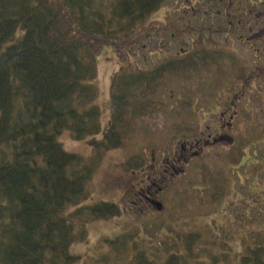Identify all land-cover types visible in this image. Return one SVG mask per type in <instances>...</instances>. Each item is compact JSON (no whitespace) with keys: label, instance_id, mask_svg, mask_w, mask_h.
Masks as SVG:
<instances>
[{"label":"rangeland","instance_id":"obj_1","mask_svg":"<svg viewBox=\"0 0 264 264\" xmlns=\"http://www.w3.org/2000/svg\"><path fill=\"white\" fill-rule=\"evenodd\" d=\"M153 18L168 28L153 30L149 40L129 52L109 48L97 55L94 86L103 131L112 116L114 78L151 74L197 50H204L209 61L218 62L202 68L203 61L198 59L195 71H169L155 91H143L144 112L128 110L129 130L122 136L123 145L98 158L89 186L91 197L86 201L88 205L115 203L120 214L86 223L87 238L75 244L71 253L79 257L77 264H96L102 258L106 264H139L134 244L117 254L104 243L123 241L125 236L136 233L145 236L147 229L152 239L155 225L151 224L157 222L163 224V230L151 246L155 245L161 255H147L149 264H162L164 241L181 238L185 233L202 235L201 244L191 251L193 257L199 253L198 258L210 263L241 264L246 248L261 242L260 235L264 237V87L259 88V82L264 81V39H260L261 33L257 35L264 27V0H171ZM251 33L253 39L247 40ZM248 72L260 77L246 87L235 110L242 113L245 107L251 108L255 128L238 114L233 146H208V152L196 156L197 144L200 141L202 146L201 141L215 127L213 116L224 113L228 118V108L234 105L226 103L233 91H238L234 87L237 80L249 77ZM102 135L94 141L103 142ZM59 141L70 154L96 158L95 147L88 141L75 140L68 132ZM239 145V158L246 153L241 166L234 165L237 159L231 157ZM180 147L186 149L187 158L176 165L180 172L172 179L155 178L151 185L156 186L155 190L161 187L154 198L162 205L161 211L145 202L139 203L141 207L136 205L138 193L146 189L149 177L153 173L167 174L164 159L171 162ZM137 157L143 159V169L140 166L127 170L126 164H132ZM152 220L156 221L150 223ZM178 242L180 254L187 255L182 240Z\"/></svg>","mask_w":264,"mask_h":264},{"label":"trees","instance_id":"obj_2","mask_svg":"<svg viewBox=\"0 0 264 264\" xmlns=\"http://www.w3.org/2000/svg\"><path fill=\"white\" fill-rule=\"evenodd\" d=\"M167 1L0 0V264L79 263L71 249L86 240L85 224L120 214L115 203L86 201L98 158L123 145L130 109L144 112L143 91H155L169 71H195L198 59L202 68L216 64L197 50L151 74L119 75L111 85L112 116L103 131L94 86L97 55L109 48L129 52L149 40L153 30L167 29L153 18ZM65 132L93 145L96 158L66 152L59 141ZM101 134L104 141H94ZM136 159L127 170L143 169V159ZM164 162L172 171L170 160ZM149 178L138 193V206L158 196L161 187L151 186L154 178L168 175ZM151 225L152 239L146 228L145 236L136 233L104 244L117 254L134 244L139 264H149L147 255H161L151 244L163 230L161 223ZM180 237L164 241L162 264H215L191 254L201 244L200 233ZM260 237L246 248L241 264H264ZM180 239L187 255L179 252ZM106 262L102 258L96 264Z\"/></svg>","mask_w":264,"mask_h":264},{"label":"flooded vegetation","instance_id":"obj_3","mask_svg":"<svg viewBox=\"0 0 264 264\" xmlns=\"http://www.w3.org/2000/svg\"><path fill=\"white\" fill-rule=\"evenodd\" d=\"M261 31H262V37L260 39H264V27H261L260 30H258L257 34ZM250 35H254V33H251ZM248 75L250 79L247 80V78H249L247 77L245 79L237 80L239 83L234 85V87H238V91L234 90L231 100L228 103H226V106L229 103H232L234 105L231 108L227 107L228 108V111H227L228 118L225 117L224 113H218L213 116L212 123L215 125V127L213 128V131H211L210 134L207 135L206 140L201 141L202 146L199 145L200 141H199V144H197V147L199 148H198V152L196 156H199L200 154L203 155L204 152H208L209 149H206V147L208 146H210V148H214V147L223 148V147L233 146V137H234L233 133H234V129L236 126V118H238V114H240L241 117L244 118L247 124L250 126L251 119H252V114L250 113L251 108L245 107L246 110L245 112H242V113H239L240 111L235 110L236 104L240 101L241 95L244 94L246 87L248 85H251L254 81H258V79L257 80L255 79L257 76L260 77V74H256L255 72H248ZM259 84H261V86L259 87L260 89L264 87V81L259 82ZM260 112L262 113V109L260 110ZM185 153H186V149H184V147H181V152L178 155H174L171 159V162H169L170 168L172 170V173L169 174V177L171 179L175 175H177L180 171L179 169L176 168V165L181 162L185 163L187 161ZM149 201L151 205V204H154L155 199L152 198V199H149Z\"/></svg>","mask_w":264,"mask_h":264},{"label":"water","instance_id":"obj_4","mask_svg":"<svg viewBox=\"0 0 264 264\" xmlns=\"http://www.w3.org/2000/svg\"><path fill=\"white\" fill-rule=\"evenodd\" d=\"M156 207H157V210L161 209V205H156Z\"/></svg>","mask_w":264,"mask_h":264}]
</instances>
